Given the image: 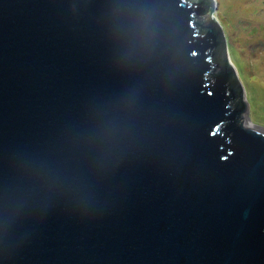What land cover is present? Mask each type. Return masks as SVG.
I'll return each mask as SVG.
<instances>
[{
  "label": "water",
  "instance_id": "obj_1",
  "mask_svg": "<svg viewBox=\"0 0 264 264\" xmlns=\"http://www.w3.org/2000/svg\"><path fill=\"white\" fill-rule=\"evenodd\" d=\"M196 1L0 0V264H264V128Z\"/></svg>",
  "mask_w": 264,
  "mask_h": 264
},
{
  "label": "rangeland",
  "instance_id": "obj_2",
  "mask_svg": "<svg viewBox=\"0 0 264 264\" xmlns=\"http://www.w3.org/2000/svg\"><path fill=\"white\" fill-rule=\"evenodd\" d=\"M212 16L242 87L245 119L264 128V0H214Z\"/></svg>",
  "mask_w": 264,
  "mask_h": 264
},
{
  "label": "trees",
  "instance_id": "obj_3",
  "mask_svg": "<svg viewBox=\"0 0 264 264\" xmlns=\"http://www.w3.org/2000/svg\"><path fill=\"white\" fill-rule=\"evenodd\" d=\"M200 2H204L208 6H212V0H197L196 1V3H200ZM196 20L200 24H202V28H203L202 33H205L207 31V26L210 23L209 16L207 18H205L203 15H201V16H198L196 18ZM216 28L218 31V35H217L218 44H217L216 48L214 49V60L213 61H214V63L219 65V67L221 68L226 63V60H228L227 59V47H226V40L224 38V34L222 32V29L220 28V26H217ZM234 74L236 76L235 72H234Z\"/></svg>",
  "mask_w": 264,
  "mask_h": 264
}]
</instances>
